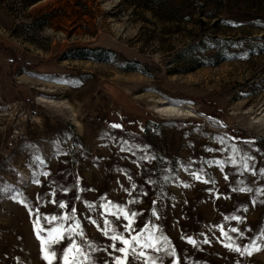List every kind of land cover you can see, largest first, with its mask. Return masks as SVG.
<instances>
[{"label": "rangeland", "instance_id": "1", "mask_svg": "<svg viewBox=\"0 0 264 264\" xmlns=\"http://www.w3.org/2000/svg\"><path fill=\"white\" fill-rule=\"evenodd\" d=\"M49 226L264 264V0H0V264H62Z\"/></svg>", "mask_w": 264, "mask_h": 264}, {"label": "snow or ice", "instance_id": "2", "mask_svg": "<svg viewBox=\"0 0 264 264\" xmlns=\"http://www.w3.org/2000/svg\"><path fill=\"white\" fill-rule=\"evenodd\" d=\"M115 128H120L122 127L119 124H114L112 125ZM47 175V173H45ZM198 178V177H197ZM227 178V177H225ZM34 183L39 184L40 181L36 180ZM135 187V185H133ZM67 191V189H65ZM243 191V189H241ZM55 203V201H53ZM60 207L63 208L65 207L64 203L61 201L60 202ZM75 211V209H73ZM123 212V209L120 210ZM133 216L136 214L133 213ZM124 218L128 220V224L124 225V230L125 231H131L132 227V219L129 217L127 212H124ZM46 221L49 219L51 221H56V217L53 216L51 218L44 217ZM117 219H119V213H117ZM236 219H239L238 217ZM95 223V222H93ZM107 224V221H105ZM37 227H39V221H37ZM79 226H77L78 228ZM144 228L147 229L148 225H144ZM41 231H44V228H40ZM49 232V236L47 238V242L51 244H60L61 247L63 248V256L59 257V259L62 261V264H80V258L83 257V262L84 264H132L131 259L129 258V253H131V256L137 259H142L144 261V264H156V261L152 260L149 261L147 258V253L143 251V249H154L156 251H159V246L154 245L151 242V239H144L141 241L140 236L141 233H137L134 236H131V238H125L124 236L120 235H112L111 240H119L120 244L123 246H117L116 244H111L109 247L111 248V251H109V248L106 247L102 251L106 254L102 260L100 258L94 257L88 253H84V246L81 244H77V242L74 239H70V242L67 243V246H63V241L65 238L68 236V233H74L75 229L71 226H69L66 230L61 231L59 228L56 227H51L49 226L46 229ZM111 229L105 228L103 229V235L105 237L108 236V233ZM233 231H237L236 229H233ZM83 235V233H81ZM241 236H243V233H241ZM189 242L195 243L192 241L191 237H188ZM45 239H41V244H40V251L43 254V259L47 262V264H52L54 259H57V254L53 251H46L45 250ZM252 246L256 249L259 250V245H257L256 241L253 240L251 242ZM227 247L232 248V245L229 244ZM90 251H100L99 249L91 248L89 245ZM138 248L140 249L138 251ZM235 251H241L239 247H236L234 249ZM244 252H248V246L246 245L244 248ZM244 252H241L243 255ZM116 253H119L120 255H116ZM249 255H251V252H248ZM172 264H177L176 260L172 261Z\"/></svg>", "mask_w": 264, "mask_h": 264}, {"label": "bare ground", "instance_id": "3", "mask_svg": "<svg viewBox=\"0 0 264 264\" xmlns=\"http://www.w3.org/2000/svg\"><path fill=\"white\" fill-rule=\"evenodd\" d=\"M155 111L159 113H163V114H181L182 111H184V109L182 110L181 107H177V106L170 105V104H165L161 106L156 105Z\"/></svg>", "mask_w": 264, "mask_h": 264}]
</instances>
